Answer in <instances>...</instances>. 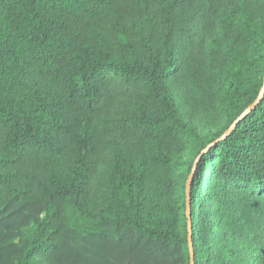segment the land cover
I'll return each mask as SVG.
<instances>
[{
  "label": "trees",
  "instance_id": "16d2710c",
  "mask_svg": "<svg viewBox=\"0 0 264 264\" xmlns=\"http://www.w3.org/2000/svg\"><path fill=\"white\" fill-rule=\"evenodd\" d=\"M263 77L264 0H0V264H264Z\"/></svg>",
  "mask_w": 264,
  "mask_h": 264
},
{
  "label": "water",
  "instance_id": "95a60500",
  "mask_svg": "<svg viewBox=\"0 0 264 264\" xmlns=\"http://www.w3.org/2000/svg\"><path fill=\"white\" fill-rule=\"evenodd\" d=\"M263 93H264V77H263V85H262V88H261V90L259 91V94H258V96H257V98H256V100H255V102L252 103V104L250 105V107H249L246 111H244V112L239 116V118H238L237 120H235V122H234V123L230 126V128L225 132V134H224V136H223L222 138L227 137L228 134L230 133V131H231L232 129H234L236 123H237L241 118H243L248 112H250L252 109L255 108V106L258 104V102H259L260 99L262 98ZM204 153H205V152H203V154H204ZM201 155H202V154H201ZM199 158H200V157H198V158L195 160V162H194V164H193V167H192V171H191V173L189 174V176H188V178H187V180H186V183H185L186 216H187V218H188V224H189V210H190V189H191V184H192V181H193L194 172H195V169H196V167H197V163H198V161H199ZM188 246H189V255H190L189 264H194V263H193V254H192L191 244L189 243Z\"/></svg>",
  "mask_w": 264,
  "mask_h": 264
},
{
  "label": "rangeland",
  "instance_id": "374dc122",
  "mask_svg": "<svg viewBox=\"0 0 264 264\" xmlns=\"http://www.w3.org/2000/svg\"><path fill=\"white\" fill-rule=\"evenodd\" d=\"M74 244H76L77 246L82 247L85 250H93V249L97 250V245H96L95 241H82V243L79 242V241L78 242L74 241Z\"/></svg>",
  "mask_w": 264,
  "mask_h": 264
}]
</instances>
